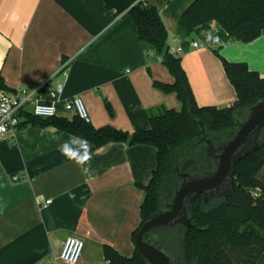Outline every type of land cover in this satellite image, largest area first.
Returning <instances> with one entry per match:
<instances>
[{
	"label": "crops",
	"instance_id": "1",
	"mask_svg": "<svg viewBox=\"0 0 264 264\" xmlns=\"http://www.w3.org/2000/svg\"><path fill=\"white\" fill-rule=\"evenodd\" d=\"M143 1L159 8L170 43L178 36L180 15L194 0ZM211 27L219 29L216 23ZM204 35H193L200 45L190 43L180 55L182 66L199 106L231 107L237 92L214 50L264 77V34L223 45L204 44ZM150 56L131 15L117 20L103 0H0L5 85L36 88L66 62L57 116L73 119L76 111L67 109L65 100L78 95L95 127L112 125L132 133L148 129L149 115L160 106L181 110L175 92L154 85L175 79ZM55 87L56 80L49 81L46 95ZM73 136L54 126L29 124L9 131L0 143V264H67L58 259L66 232L84 241L77 264H107L105 245L126 256L135 252L142 185L157 167L156 147L119 141L94 147L90 142L92 171L85 176L58 151Z\"/></svg>",
	"mask_w": 264,
	"mask_h": 264
},
{
	"label": "trees",
	"instance_id": "2",
	"mask_svg": "<svg viewBox=\"0 0 264 264\" xmlns=\"http://www.w3.org/2000/svg\"><path fill=\"white\" fill-rule=\"evenodd\" d=\"M110 10H128L139 33L141 47L151 59L164 64L174 76L173 83L155 81L164 92H175L182 109L160 106L149 115L150 127L134 132L112 125L95 127L76 115L73 119L53 116L41 118L26 112L20 128L29 124L54 126L75 136L85 137L94 147L112 141L128 144H151L156 147L157 167L148 184L142 185L145 197L141 205L142 225L172 202L182 182V172L213 170L207 154L204 132L215 146L231 139L251 108L264 99V77L249 69L247 63L230 62L219 54L227 77L237 92L231 107L199 106L180 55H173L168 46V29L159 8L145 1L103 0ZM212 23L219 27L212 30ZM187 49L193 35L202 36L206 45H223L231 40L248 43L264 34V0H194L180 15L175 28ZM0 87L7 88L0 74ZM9 89V88H7ZM111 111V110H110ZM264 126L256 146L234 161V175L229 198L219 196L204 200L193 195L189 217L193 226L177 225L176 244L168 242L162 227L150 231L146 240H158L178 264H264ZM172 232L174 230H171ZM177 245V246H176ZM132 256L118 252L111 245L103 250L107 264H150L135 243Z\"/></svg>",
	"mask_w": 264,
	"mask_h": 264
},
{
	"label": "water",
	"instance_id": "3",
	"mask_svg": "<svg viewBox=\"0 0 264 264\" xmlns=\"http://www.w3.org/2000/svg\"><path fill=\"white\" fill-rule=\"evenodd\" d=\"M264 126V99L253 106L248 115L237 123L235 135L215 146L207 138V154L214 163L213 170L202 172H182V182L175 192L171 203L159 210L148 219L135 236V243L150 264H178L175 257L169 253L158 240H146L145 236L152 230L162 227H172L177 224L191 227L189 211L193 195L201 193L204 200L226 196L229 198L234 175L233 163L256 146L258 134ZM65 237H68L66 232Z\"/></svg>",
	"mask_w": 264,
	"mask_h": 264
},
{
	"label": "built area",
	"instance_id": "4",
	"mask_svg": "<svg viewBox=\"0 0 264 264\" xmlns=\"http://www.w3.org/2000/svg\"><path fill=\"white\" fill-rule=\"evenodd\" d=\"M143 0H136L133 4L142 2ZM128 10L118 13L113 9L116 19L128 13ZM192 46H199L197 41L191 42ZM169 51L173 55H181L185 48L181 44L179 36H174L170 43H168ZM67 63L64 62L61 67L43 84L36 88H28L27 86H18L15 89H7L0 87V143L6 137L9 131L17 132L20 129V124L26 119V112L32 113L41 118H49L57 116V103L61 100L63 92V83L60 79L65 76ZM129 72V70H127ZM51 80H56V87L54 90L45 93V87ZM65 107L67 109H74L76 115L90 121L87 109L80 96L76 95L65 100ZM13 179H18L14 176ZM50 200L47 201V203ZM84 249V241L80 237L69 235L63 242L62 250L58 259L67 264H77L81 258Z\"/></svg>",
	"mask_w": 264,
	"mask_h": 264
},
{
	"label": "clouds",
	"instance_id": "5",
	"mask_svg": "<svg viewBox=\"0 0 264 264\" xmlns=\"http://www.w3.org/2000/svg\"><path fill=\"white\" fill-rule=\"evenodd\" d=\"M55 139H60L55 137ZM58 151L70 162L80 166L82 173L87 176L91 173L92 146L85 137L73 136L63 141Z\"/></svg>",
	"mask_w": 264,
	"mask_h": 264
},
{
	"label": "rangeland",
	"instance_id": "6",
	"mask_svg": "<svg viewBox=\"0 0 264 264\" xmlns=\"http://www.w3.org/2000/svg\"><path fill=\"white\" fill-rule=\"evenodd\" d=\"M260 177L264 180V168L262 169V171L260 173ZM177 225H179V224H177ZM177 225L172 226L171 228H166L164 230V234L168 236V242H171L172 245L176 244L178 241L179 235H176V233H175V231L178 230ZM171 230H174V231L172 232Z\"/></svg>",
	"mask_w": 264,
	"mask_h": 264
}]
</instances>
